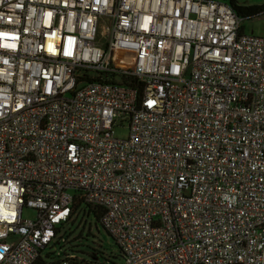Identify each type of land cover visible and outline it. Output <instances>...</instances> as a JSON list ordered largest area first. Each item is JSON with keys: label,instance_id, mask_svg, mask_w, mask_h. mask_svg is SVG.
<instances>
[{"label": "built area", "instance_id": "2783aa9c", "mask_svg": "<svg viewBox=\"0 0 264 264\" xmlns=\"http://www.w3.org/2000/svg\"><path fill=\"white\" fill-rule=\"evenodd\" d=\"M241 22L223 0H0V264H34L78 203L122 264H264V37Z\"/></svg>", "mask_w": 264, "mask_h": 264}, {"label": "rangeland", "instance_id": "374dc122", "mask_svg": "<svg viewBox=\"0 0 264 264\" xmlns=\"http://www.w3.org/2000/svg\"><path fill=\"white\" fill-rule=\"evenodd\" d=\"M239 5L244 6H263L264 0H236ZM242 31L245 35L264 37V13L257 18L250 20H243L241 22ZM115 137L118 139H126L128 136L127 125L124 123L122 126L118 124L114 128ZM72 194V192H70ZM22 219L24 220H34L36 219V213L30 209H23ZM73 226L66 223L63 225L61 235L69 231H75L74 237L82 231L83 236L88 235V240L84 242H79L76 244L82 245L81 253L79 259H84L88 262H94V264H109L106 257H115V264H122V260L119 258V250L117 245H115L113 239L100 227L95 228L91 219H82L80 216H76L72 221ZM90 227V228H89ZM65 236V235H64ZM73 237V238H74ZM73 238L66 240L64 237L59 243H55L53 247L47 248L43 253L42 257L46 255H52L56 258L60 254V247L63 244L71 242Z\"/></svg>", "mask_w": 264, "mask_h": 264}, {"label": "trees", "instance_id": "16d2710c", "mask_svg": "<svg viewBox=\"0 0 264 264\" xmlns=\"http://www.w3.org/2000/svg\"><path fill=\"white\" fill-rule=\"evenodd\" d=\"M226 4H228L236 16L243 20H250L253 18L259 17L261 14L264 13V5L263 6H244L239 5L236 0H223ZM103 211L99 208L90 209L89 207H83L81 204H76L74 206L72 216H80L82 219H91L93 222V225L95 228H98L100 226L102 229L103 227L100 224V219L102 216ZM70 226H73V222H68ZM67 223V224H68ZM90 228V227H89ZM63 226L57 229L56 234L59 235L62 233ZM104 230V229H103ZM105 231V230H104ZM107 233V232H106ZM65 235V236H64ZM62 235V238L64 237L66 240L71 239L75 235V231H69ZM88 240V235L83 236L82 231H80L76 237L73 238L71 242H68L67 244H63L60 247V254L62 258H67L69 255H74L78 259H71L70 262L72 264H94V262H88L84 259H79L80 253H81V247L82 245L76 246L79 242H84ZM60 242V237L57 241V243ZM119 250V249H118ZM119 258H121V253L119 251ZM58 259V256L54 258L52 255H46L45 257L39 256L34 264H55V261ZM115 257L108 256L106 257V260L109 262V264H115Z\"/></svg>", "mask_w": 264, "mask_h": 264}, {"label": "bare ground", "instance_id": "6f19581e", "mask_svg": "<svg viewBox=\"0 0 264 264\" xmlns=\"http://www.w3.org/2000/svg\"><path fill=\"white\" fill-rule=\"evenodd\" d=\"M122 60L123 61H125V59L123 58V57H116L115 58V63L117 64V65H120V64H122L121 62H122ZM124 64V63H123ZM125 64H128V65H131V61L129 60V59H126V63Z\"/></svg>", "mask_w": 264, "mask_h": 264}]
</instances>
